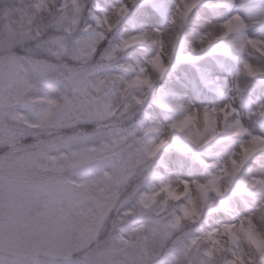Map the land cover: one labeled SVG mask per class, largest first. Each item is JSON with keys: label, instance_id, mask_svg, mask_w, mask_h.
I'll return each instance as SVG.
<instances>
[{"label": "snow or ice", "instance_id": "6c2138e0", "mask_svg": "<svg viewBox=\"0 0 264 264\" xmlns=\"http://www.w3.org/2000/svg\"><path fill=\"white\" fill-rule=\"evenodd\" d=\"M256 28L264 0H0V264H264Z\"/></svg>", "mask_w": 264, "mask_h": 264}, {"label": "rangeland", "instance_id": "374dc122", "mask_svg": "<svg viewBox=\"0 0 264 264\" xmlns=\"http://www.w3.org/2000/svg\"><path fill=\"white\" fill-rule=\"evenodd\" d=\"M202 19H210V16L202 15ZM251 33L254 35H264V29L256 28L251 30ZM194 37L191 33H189L186 36L187 40H192ZM200 65L202 67H208L211 66L213 71L220 72L222 71L219 66L215 63L214 60L211 58H205L204 60H201ZM235 67V66H234ZM181 68L183 70V74H185L184 77H176L174 82H172L170 85L171 87L178 93L183 95L186 100L190 101L194 105L199 106L201 103H212V104H222L225 102L226 96L222 95L220 92H217L215 90H209L204 88L197 77V71L194 67H190L187 65H181ZM223 87V86H221ZM261 87L264 86H257L253 92L251 93L249 100L251 102L252 106H255L256 103H258L261 100H264V95H261ZM223 92L227 93L228 89L226 87H223ZM246 105L248 101L245 102ZM248 108L245 106L242 109V112L244 115H247ZM257 129L259 130V124L256 125ZM181 160H183L184 167L181 168ZM164 163L171 169L177 171V172H186L188 167L185 163L183 157H180L179 155H176L175 152H173L170 156H166L164 159ZM262 166H264V158H261L259 162H252L251 167L253 171L259 170Z\"/></svg>", "mask_w": 264, "mask_h": 264}, {"label": "trees", "instance_id": "16d2710c", "mask_svg": "<svg viewBox=\"0 0 264 264\" xmlns=\"http://www.w3.org/2000/svg\"><path fill=\"white\" fill-rule=\"evenodd\" d=\"M181 65H187V66H190V67L192 66L191 64H188V63H182V64H180L174 70V72L171 74L169 83L166 85V87H171L170 84L172 82H174V80H175L176 77H181V78L184 77L185 78V74H183V70L181 68ZM176 155H178V154L176 153ZM183 159H184L185 163L187 164V167H189L190 161L187 160L186 158H183ZM159 168H160V170H163V165H160ZM226 219H228V217L223 212H220V213H211L207 217H205L206 223H209V224H214L217 221H223V220H226Z\"/></svg>", "mask_w": 264, "mask_h": 264}]
</instances>
